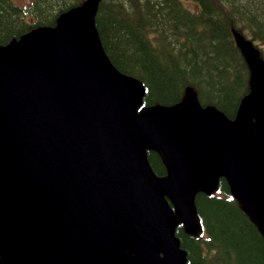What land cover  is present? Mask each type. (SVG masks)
Masks as SVG:
<instances>
[{"label":"water","instance_id":"water-1","mask_svg":"<svg viewBox=\"0 0 264 264\" xmlns=\"http://www.w3.org/2000/svg\"><path fill=\"white\" fill-rule=\"evenodd\" d=\"M91 8L0 45V264H186L175 228L220 177L264 235V68L234 119L192 92L138 112Z\"/></svg>","mask_w":264,"mask_h":264},{"label":"trees","instance_id":"trees-1","mask_svg":"<svg viewBox=\"0 0 264 264\" xmlns=\"http://www.w3.org/2000/svg\"><path fill=\"white\" fill-rule=\"evenodd\" d=\"M87 4L110 62L144 85L141 107L171 105L190 91L201 106L235 117L252 90L242 41L264 60V0H0V45ZM147 159L164 174L155 152ZM195 207V232L176 228L187 264H264L262 231L224 179L215 193H198Z\"/></svg>","mask_w":264,"mask_h":264},{"label":"rangeland","instance_id":"rangeland-1","mask_svg":"<svg viewBox=\"0 0 264 264\" xmlns=\"http://www.w3.org/2000/svg\"><path fill=\"white\" fill-rule=\"evenodd\" d=\"M242 48L244 50V52L246 53V56L248 57L249 61H250V64H258L257 66V70L262 67L264 68V60L261 61L260 59H258L257 57V51L254 50V48L252 47V45H250L248 42L246 41H243L242 42ZM254 71V69H253ZM255 77V76H254ZM256 80H255V83L256 84Z\"/></svg>","mask_w":264,"mask_h":264},{"label":"flooded vegetation","instance_id":"flooded-vegetation-1","mask_svg":"<svg viewBox=\"0 0 264 264\" xmlns=\"http://www.w3.org/2000/svg\"><path fill=\"white\" fill-rule=\"evenodd\" d=\"M260 82H264V75L260 78Z\"/></svg>","mask_w":264,"mask_h":264}]
</instances>
